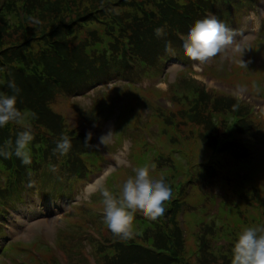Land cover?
<instances>
[{
	"label": "trees",
	"instance_id": "trees-1",
	"mask_svg": "<svg viewBox=\"0 0 264 264\" xmlns=\"http://www.w3.org/2000/svg\"><path fill=\"white\" fill-rule=\"evenodd\" d=\"M72 1L0 0V92L16 94L17 107L35 113V117L30 120L34 134V140L30 145L31 165L22 164L14 155L15 140L18 133L24 129L15 123L0 128V150L12 153L7 157L0 155V234L5 232L3 220L8 214L7 208L16 207L23 200L21 193L24 189L23 182L27 181L42 192L49 191L51 196L61 192V189L57 188L60 184L59 178L47 176L42 171V165L44 163L49 165L50 159H57L61 169L67 171L66 182L76 181L71 180L74 174L86 175V171L90 169L97 171L93 169L95 161H88L95 153L93 141L88 136L78 135L74 130L67 129L64 118L51 107L55 98L60 95L74 97V92L81 90L83 83H87L88 88V83L97 84L111 78L130 81L132 77L129 73L133 70H138L139 74L145 72V66L151 65L150 59L162 62L168 60L170 55L165 50L166 44L170 42L171 48H180L179 34L189 29V25L196 18L205 19L203 17L205 11L213 13L224 24L226 21L232 24L230 16L233 13L252 10L257 2V0H89L73 11L69 5ZM98 3L103 5V8L109 7L110 10L96 16L93 9L97 8ZM147 3L152 6L147 8ZM114 6H117L116 10L113 9ZM111 10L114 14H110ZM30 16L40 23L29 22ZM97 26L102 28L103 35ZM158 27L164 29V35L159 38L154 33ZM80 30L86 32L82 40H79ZM175 56L181 61L188 59L181 52ZM93 57L100 58V62H92L93 65L85 64L86 58ZM158 61L151 65L152 69L160 67ZM133 63L134 67H131ZM9 81L15 82L19 89L18 93H14L8 87ZM130 84L133 85V82ZM200 87L196 84L191 93L200 90ZM137 89L143 90L142 87ZM200 94L202 96H194V101L192 100L187 109L191 124H195L192 132H198V136H202L201 141L210 144L212 150L222 142L219 151L227 152L229 167L227 165L226 168L232 170L230 167L234 166L233 160H241L245 152L253 148L247 139L259 138L261 135L254 129L257 124L251 113V106L241 104L231 96L214 97L211 100V95L205 93L202 87ZM188 101L189 97L182 100ZM209 108L213 112L223 109L229 113L225 119L226 123L223 124L225 128L216 129L217 123L209 121L207 116L203 115ZM156 109L163 114L165 121L169 122V125H166L172 127L173 113H170L168 118L162 110ZM98 117H103L100 110L85 116L88 120ZM204 126H208L209 129L202 135ZM190 134L189 139H192L193 134ZM64 135L70 138L72 147L67 155L61 156L54 150L58 140ZM94 158L97 159L95 156ZM251 163L256 165L255 160ZM52 182L55 186L48 187ZM165 182L173 193L174 184L169 178H165ZM248 189L249 192L244 189L235 190L241 197L235 198L232 205L237 204V199L241 198L244 206L246 195L251 196L252 200H257L258 189L251 185ZM211 202L217 206L216 213L210 214L215 218L221 203L216 201L215 196ZM180 206L176 199L170 200L164 215L158 218L160 223L157 225L149 221L146 224L149 225L146 228L153 231L148 235V230L145 229L143 241L137 240L136 234L129 239H121L110 232L114 239L104 243L93 236H88L87 238L94 242L99 250L97 253L95 251L89 254L97 264H191L193 260L200 264H232L229 246L215 247L213 242L215 237L212 239L206 237L215 232L213 223H209L202 234H198L195 250L185 248L184 229L177 219ZM226 208L228 207L224 209ZM261 208L264 215V201ZM100 218L102 219L100 224L106 225L103 217ZM136 220L139 218L135 216L134 221ZM105 228L107 229L106 226ZM75 243L70 245L76 250L78 247ZM148 247H154V250ZM63 248L66 252L69 250L64 244ZM67 254L69 264H90L83 256L81 257L83 262L77 263L76 259L68 252ZM53 263L60 264L56 259H53Z\"/></svg>",
	"mask_w": 264,
	"mask_h": 264
},
{
	"label": "rangeland",
	"instance_id": "rangeland-1",
	"mask_svg": "<svg viewBox=\"0 0 264 264\" xmlns=\"http://www.w3.org/2000/svg\"><path fill=\"white\" fill-rule=\"evenodd\" d=\"M87 1L89 0H73L69 5L75 11L78 6ZM97 5V8L93 9L96 16H101L105 11L110 10L109 7L103 8V5L99 3ZM151 6L149 3L146 5L148 8ZM113 9L116 10L117 6ZM230 21L232 24H228V28L234 32L241 31L233 35V46L206 63H193L188 59L177 60L175 55L181 52L180 48H172L175 55L167 52L170 55L168 60L164 62L149 60L151 65H155L158 61L160 67L154 70L149 64L150 66H145V72L140 74L138 70H133L129 73L132 77L130 81L111 78L109 81H101L97 84L88 83V88L87 83H83V88L75 91L74 97L60 95L55 98L51 103L53 111L64 117L68 126L74 129L82 127L83 131L93 137L99 147V150L96 148L94 156L97 157L98 165L103 168H99L98 171L92 169L86 171L87 174L84 175L86 180L78 182L76 193L73 192L74 197H70L69 195L72 194H67L65 188L67 171L61 169L57 159H50L49 165L44 163L42 165L44 174L59 178L60 184L57 188H62L61 194L51 196L49 191L44 193L34 186L33 199L28 197L29 202L24 203V206L22 204L20 207H13L17 208L16 210L9 209L8 217L4 221L6 236L1 245L7 246L11 241H18L21 246L39 250L44 259L54 256L66 264L67 259L68 262L70 259L55 247L54 240H56L61 248L64 244L65 248L69 249L67 252L73 259H76L77 263L83 262L81 257L84 256L90 264H95L89 253L95 251L97 253L99 250L95 243L87 238L86 229L91 228L104 241L106 239L105 242L114 238L109 230L107 232L105 229L106 225L100 224L102 219L99 214L103 198L98 190L94 191L89 186L99 181L95 185L96 189L102 186L118 194L119 186L133 175L134 167L150 163L153 165L151 171L153 177L157 178L160 172L173 175L171 180L177 187L179 196L184 199L180 212L185 211L182 226L189 237L184 240L185 248L195 250L198 234H202L204 228L209 223H213L215 232L206 237L209 239L215 237L213 240L215 247L228 245L232 255L233 243L237 234L243 228L262 224L260 212L257 209L258 200H252L251 196L246 195L244 206L232 205V202L235 198L241 197L239 196L241 194L235 190L244 189L249 192L250 185L255 186L264 194V113H260V119L257 120L258 124L254 128L257 133H261L260 137L248 140L253 148L246 151L241 160H233L232 165L234 166L230 167L233 169H225V166L217 162L214 170L199 172L198 180L195 182L198 160L212 154L207 148L208 144L201 141L202 136L200 135L198 140L180 139L174 146L176 154H171L170 150L173 145L171 137L178 138L170 127L164 126L166 121L163 114L151 104L152 100H155L159 104L169 106L172 98L176 103L172 113L178 119L177 129L183 136H189V130L195 124H191L187 109L194 101V96H202L201 87L200 90L191 93V89L196 84L199 86V81L205 80L209 91L218 89L222 92L218 95L212 91L211 100L214 97L236 96L252 107L256 100L252 93L264 96V0L257 5V9L233 13ZM97 27L99 31L102 30L99 26ZM100 33L103 35V31ZM85 36V30H80L79 40L84 39ZM92 62L99 63L100 58L85 59V64L93 65ZM189 69L190 73H188ZM136 74L139 75L136 76ZM132 82L133 85L130 84ZM140 87L143 90L137 89ZM185 95L189 97L188 102H182L188 99ZM260 102H256L255 105ZM99 110L103 113L100 126L85 127L87 123L83 118ZM228 114L223 109L213 112L209 108L203 112L209 121L217 123L216 129L225 128L223 124L226 123L225 119ZM136 126L140 128L137 130ZM208 129V126H204L202 135ZM102 137H104L103 143ZM92 158H89V161ZM253 160L256 165L251 163ZM154 162L157 164L156 168H154ZM93 169L96 170L95 166ZM178 182H181V185H178ZM53 186H55L54 182L48 185V187ZM190 192L192 195L189 198ZM213 195L216 201L221 203V208L218 209V215H215V218L210 216L216 213L217 208L216 204L211 202ZM88 203L98 204L93 207L97 211L95 213L97 216L90 213L91 210L86 205ZM225 207L228 208L224 209ZM146 224L148 221L143 218L133 221L137 240L143 241L145 229L148 230V235L153 231L146 228L149 226ZM72 243L78 247L76 250L70 245ZM46 246L50 250H47ZM8 253L15 255L12 247L8 249ZM13 260L12 257L0 256V264H11ZM191 264L200 263L193 260Z\"/></svg>",
	"mask_w": 264,
	"mask_h": 264
},
{
	"label": "clouds",
	"instance_id": "clouds-1",
	"mask_svg": "<svg viewBox=\"0 0 264 264\" xmlns=\"http://www.w3.org/2000/svg\"><path fill=\"white\" fill-rule=\"evenodd\" d=\"M29 22L39 24L40 21L28 17ZM155 35H164L163 28H156ZM181 53L198 64L224 53L234 44L232 30L215 17L197 21L191 28L179 34ZM166 52L175 55L170 42L166 44ZM242 51V49H240ZM8 87L18 93L14 81H9ZM35 117L31 110H21L17 107V95L0 92V128L10 123L20 125L24 130L19 132L15 140L14 155L24 165L32 164L30 145L34 140L30 120ZM102 137V143H103ZM72 144L68 136L58 140L55 152L65 156L71 150ZM11 152L0 150V155L9 156ZM153 165L145 163L132 169L129 176L119 186L118 194L104 187L96 189L99 181L89 187L98 190L102 196L103 220L107 229L121 239H129L135 235L133 221L138 213L149 221H155L163 216L166 209L164 203L172 196L171 187L163 177L151 175ZM232 264H264V225L243 228L236 236L232 248Z\"/></svg>",
	"mask_w": 264,
	"mask_h": 264
}]
</instances>
